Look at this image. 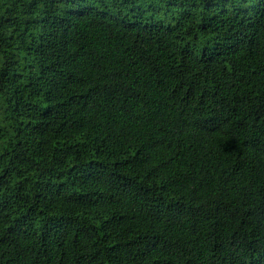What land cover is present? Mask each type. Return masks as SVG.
Wrapping results in <instances>:
<instances>
[{
  "label": "trees",
  "instance_id": "trees-1",
  "mask_svg": "<svg viewBox=\"0 0 264 264\" xmlns=\"http://www.w3.org/2000/svg\"><path fill=\"white\" fill-rule=\"evenodd\" d=\"M0 264H264V0H0Z\"/></svg>",
  "mask_w": 264,
  "mask_h": 264
}]
</instances>
